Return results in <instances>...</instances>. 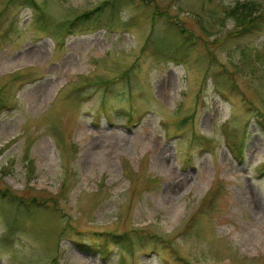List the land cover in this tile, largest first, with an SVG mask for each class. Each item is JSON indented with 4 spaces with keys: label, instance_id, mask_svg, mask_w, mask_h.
<instances>
[{
    "label": "rangeland",
    "instance_id": "obj_1",
    "mask_svg": "<svg viewBox=\"0 0 264 264\" xmlns=\"http://www.w3.org/2000/svg\"><path fill=\"white\" fill-rule=\"evenodd\" d=\"M103 1L0 0V264H264V26L202 32L239 0H118L63 29ZM177 25L173 61L150 34Z\"/></svg>",
    "mask_w": 264,
    "mask_h": 264
},
{
    "label": "trees",
    "instance_id": "obj_2",
    "mask_svg": "<svg viewBox=\"0 0 264 264\" xmlns=\"http://www.w3.org/2000/svg\"><path fill=\"white\" fill-rule=\"evenodd\" d=\"M29 1L34 2V0H29ZM116 3H118V0L103 1L99 5L95 6L94 8L88 9L85 12L78 14L71 20L66 21L62 25L63 29L64 30L67 29L68 31L72 33L84 32V29L92 28V23L98 22L101 19L102 15H105V14L108 15V17L106 18L109 20V22H111L113 21V16L117 10ZM104 7H106V9ZM259 7H261L260 3L256 0H242V1L239 0V1H235L234 4L230 6L223 5V8H225L223 11V14H224V16L222 17L223 20H221L220 23H216L215 25L214 21L218 19L214 15H211L212 20L214 19L213 20L214 25L208 20L207 24L205 22L199 24L200 29L202 30V32L210 36L215 33L213 31L214 30L213 26L222 27L225 24L224 23L225 19H231L233 22V27L231 30L227 32V35L230 37H236L240 34L245 35V34L254 32L256 30H260L264 26V9H261ZM153 13L154 15L155 14L159 15L160 13L164 14L165 17L163 19V24L165 25L171 24L175 28L176 24L179 22L177 19H174V17L171 18L170 15L167 13V11L159 12V10L156 9V12H153ZM167 26L169 27L170 25H167ZM167 26H166L167 31H165L167 38L158 40L156 36H158V33L160 32L159 29L157 31L156 29H153L150 34V37L153 36L154 38L153 42L155 43L156 50L158 51L160 55L162 56L168 55L170 56V59H172L173 61H177L178 60L177 48L179 47L178 50H181L182 48L181 45L178 43V40L186 39L188 31L186 30L185 27H180V25H177L178 27L176 31L177 35H180L183 38L182 39L176 38L177 40H175V38L171 36V33L168 32L170 30L168 29ZM219 33L220 32H218V34ZM147 39L148 37L145 39L143 51H145L144 49H145ZM219 39L221 40V37L218 39L216 38L215 41H219ZM215 41L214 42L212 41V42L215 43ZM209 54H210V57L212 58L213 57L212 53L210 52ZM211 58H210V61H212ZM258 115L262 117L261 114H258ZM154 180H159V177L155 176ZM21 200L22 199H17L14 195H12L11 193L9 194V192H7L8 202L15 203ZM137 232H139V230L134 229L127 234H123L119 236L114 233H109L108 234L109 236L108 235L105 236L106 235L105 233H101V234L94 233V234L101 236L102 240L100 241L98 236L93 235V238L95 241H92L88 244H83L84 241L78 240L77 241L78 243L76 244L84 245V247L90 249V251L93 252L94 254L98 253V254L104 255L105 253H107V250H109V246L111 245H119L120 243L122 244L123 248H126L124 247L125 244L132 245L134 244L135 240L136 241L140 240L141 237L140 235L137 234ZM151 236L153 235L151 234Z\"/></svg>",
    "mask_w": 264,
    "mask_h": 264
}]
</instances>
